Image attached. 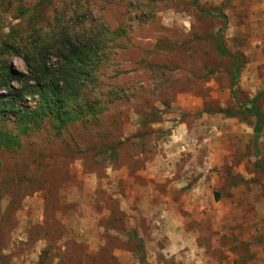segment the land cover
Instances as JSON below:
<instances>
[{
	"label": "rangeland",
	"instance_id": "obj_1",
	"mask_svg": "<svg viewBox=\"0 0 264 264\" xmlns=\"http://www.w3.org/2000/svg\"><path fill=\"white\" fill-rule=\"evenodd\" d=\"M100 21V113L0 119V264H264V0H0V45Z\"/></svg>",
	"mask_w": 264,
	"mask_h": 264
},
{
	"label": "trees",
	"instance_id": "obj_2",
	"mask_svg": "<svg viewBox=\"0 0 264 264\" xmlns=\"http://www.w3.org/2000/svg\"><path fill=\"white\" fill-rule=\"evenodd\" d=\"M41 5L39 1L33 7L31 16L41 17ZM209 14L221 18L225 24L223 14ZM87 24L82 22L74 32L65 24L54 25L49 31H44L42 25H29L18 40L1 43L0 119L13 117L19 133L48 120L59 134L67 123L102 111L101 94L93 93L99 87V70L112 42L108 39L109 28L102 21L93 26ZM216 49L220 55L232 59L231 75L235 83L238 58L228 53L220 36ZM8 56L19 57L26 71L14 70ZM23 100L32 105L22 106ZM246 109L254 116V129L259 132L263 122L261 110L251 103ZM18 145L19 136L0 131V146Z\"/></svg>",
	"mask_w": 264,
	"mask_h": 264
}]
</instances>
